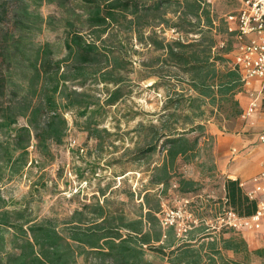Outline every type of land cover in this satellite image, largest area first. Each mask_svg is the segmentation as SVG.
<instances>
[{"label":"rangeland","instance_id":"1","mask_svg":"<svg viewBox=\"0 0 264 264\" xmlns=\"http://www.w3.org/2000/svg\"><path fill=\"white\" fill-rule=\"evenodd\" d=\"M153 1L0 0V264H264L257 233L210 240L205 224L235 163L264 164L255 116L240 117L245 88L213 56L236 50L221 18L237 2L203 0L206 39L198 0ZM82 3L101 6V22ZM195 126L177 145L162 136ZM176 209L197 221L185 239L162 223Z\"/></svg>","mask_w":264,"mask_h":264},{"label":"built area","instance_id":"2","mask_svg":"<svg viewBox=\"0 0 264 264\" xmlns=\"http://www.w3.org/2000/svg\"><path fill=\"white\" fill-rule=\"evenodd\" d=\"M207 2L210 0H206ZM237 7L223 15L227 32L234 33L236 50L226 58V64L235 70L240 83L245 88L248 101L240 117L251 119L256 112L260 113V125L257 142L264 147V0H236ZM225 41L219 42V47ZM242 193L256 203L255 210L249 215H241L232 209L224 197L221 211L213 221L206 220L208 235L215 231L232 230L246 235L257 233L264 239V166L251 177L237 181ZM185 212L181 209L166 211L162 219L164 225H176V236L185 239L184 233L193 225L185 224Z\"/></svg>","mask_w":264,"mask_h":264},{"label":"trees","instance_id":"3","mask_svg":"<svg viewBox=\"0 0 264 264\" xmlns=\"http://www.w3.org/2000/svg\"><path fill=\"white\" fill-rule=\"evenodd\" d=\"M173 1L174 0H155V1H153V5L152 6L154 8H157V10H159L163 6H165L167 4H170ZM197 2H195L197 8L200 7L199 9L205 14L204 17H203V21H205L208 24V27H206V29L209 30V31H205L206 34L202 32L203 38L209 39V38L212 37L210 32L211 31L213 32L212 23H214V21L212 19V16L209 15L210 14V6H209V3H207L206 1L203 2V0L202 1L198 0ZM79 7H80V9L83 12H85L87 14L86 21H91V22H94V23L101 22V14H102L101 6H99V5L95 4V3H91V4L82 3L81 6H79ZM145 10H147V9H145ZM70 14H71V17L69 18V22H70L69 24L70 25H72V24L74 25L75 24V20H76L78 15L76 13L74 14V12H71ZM221 22L224 25L225 34H227L228 36H231V39L234 40V33L227 32L226 22L224 21L223 18H221ZM70 25H69V27H70ZM215 31H216V29H215ZM214 33H216V32H214ZM182 44L187 45V43H182ZM225 44H226V42H225ZM213 45H214V43L209 45L210 50H211V47ZM169 50L171 51L172 49L170 48ZM170 54H171V57L173 58V60H178L179 62H183V60H182L183 56L181 54H175V53H173V51ZM213 56L216 57V59L225 62V59H224V57L221 54L217 53V54H215ZM194 57L198 58L199 54H197V55L194 54ZM197 64H199V63H197ZM197 64L195 65L196 71H193L194 72L193 75H195V77H196V75L199 76V73H198L197 69H200L201 67H204V68H206V70H209V71H206V72H212V70H214L213 67H212V63H210V62H206L205 65H200V64L197 65ZM229 72H230L231 76H233L236 79L234 83L237 84L239 82V84H240V79H239L238 73L235 70H233V69H229ZM10 76L11 75L9 73L8 74V79L9 80H11ZM122 88L123 87L117 85L114 89H112L110 91L109 94L110 95L111 94H113V95L120 94ZM173 101H177L178 104H180L182 102H187L189 104V108L192 109V111L194 113L201 112L200 111L201 110L200 109L201 106L199 105L198 99L196 97H187V98L180 97V98L175 99ZM92 108H93V109H91L92 111L89 112L88 119L85 121V127H93V126L98 124V122L95 119V112L96 111L98 112V110L101 109V105L97 104V105H95ZM197 128H200L199 125L197 126ZM194 129H196V126L195 127H191L190 129H187L186 131H179L178 132V131H175V130L174 131L171 130V131H169L167 133H163L162 136H173L168 141L169 145L173 146V145H177L178 143H180L185 138L184 136H185L186 132L193 131ZM152 150H153V145L147 147V149H145L144 152H150ZM224 191H225L224 197L226 198L227 203H228L229 206H231L235 202L237 203V207L238 208H236V211L239 214H241V215H249L255 210V208H256L255 201L254 200H249L242 193L240 187L238 186L237 180L227 179L225 181V184H224ZM186 243H189V241H186ZM60 264H62V263H60Z\"/></svg>","mask_w":264,"mask_h":264},{"label":"crops","instance_id":"4","mask_svg":"<svg viewBox=\"0 0 264 264\" xmlns=\"http://www.w3.org/2000/svg\"><path fill=\"white\" fill-rule=\"evenodd\" d=\"M254 119L256 120V122L260 125V113L256 112L254 114ZM247 165H249L248 167H246ZM264 166L262 160H259V163H235V165L232 167L230 172H227L225 174V177H227V179H231V180H244L247 179L249 177H251L252 175H254L255 173H257L262 167ZM219 168H221V172L223 173L225 171V163H220ZM226 181V180H225ZM224 184L223 183V191H224ZM225 193V191H224ZM242 237L245 239V241L247 242V244L249 245V241L246 239L245 235H242ZM208 239V237H207ZM210 240H213V237L210 236L209 238ZM186 241L193 242V240L191 239H187ZM252 244H254L255 246H258V242L257 241H252Z\"/></svg>","mask_w":264,"mask_h":264}]
</instances>
